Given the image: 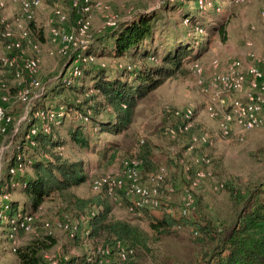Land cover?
I'll list each match as a JSON object with an SVG mask.
<instances>
[{"label": "trees", "instance_id": "trees-1", "mask_svg": "<svg viewBox=\"0 0 264 264\" xmlns=\"http://www.w3.org/2000/svg\"><path fill=\"white\" fill-rule=\"evenodd\" d=\"M45 1L51 4L55 0ZM66 1H69V15L76 19L81 15V11L71 8V0ZM189 1L193 2V6L188 4ZM197 1L166 0L162 8L148 11L136 9L131 18L120 20L113 26H106L93 37L86 50V53L92 54L95 59L78 64L81 71L79 75L68 72L72 62L65 59V69L50 88L46 87L41 98L42 101L36 106H40L43 111H47L51 107L63 106L71 110L72 108L76 109L81 115L88 114V120L85 121L80 117V124L78 123L75 128L68 130L71 140L82 148H88L90 142H95L94 134H85L84 126H82L89 120L99 132H107L113 135L123 132L131 123L134 109L140 99L152 92L153 89L160 87L170 77L184 72L186 63L190 61L186 57L192 54V45L197 42L187 28L180 34L176 28L172 27L173 41L170 47L155 44V31L159 29L162 23H171L164 16V11L176 12V9H179V12L184 16L183 20L186 21L192 31H196L197 28L203 29L202 25L195 24L196 18L202 10ZM203 1L218 5V0ZM55 20L58 22L57 19ZM27 25L32 27L34 25L33 19L29 20ZM219 27L223 36V24H220ZM107 47L111 57L116 61H121L115 68H110L98 61L101 57L100 53L103 51L102 48ZM87 79H90V82L87 83ZM10 92L15 93V87H11ZM71 92L82 95V101H69L67 93ZM19 106L18 109L21 110L22 104L19 103ZM15 111L12 112L13 120L18 115V111ZM176 119L178 123L182 121L181 116L177 115ZM63 120L58 125L46 121L50 128L47 132L42 129L39 118L30 117L28 121L23 122V129L17 137L19 148H13L0 186L3 188L6 185L5 187L10 194L16 193V196L11 197L8 201L11 218L20 212L36 215L45 202H50L56 196L63 197L68 189L86 180L84 161L82 159L70 160L64 157L63 151L59 149L64 144V140L59 134V127L63 124ZM33 125H39V129L34 136L30 137L35 144H30V138H26V133ZM195 132L194 128H190L174 139L177 141L187 140L186 150ZM139 142L140 148L137 156H126L125 158L136 157L140 159V176L142 180L149 181L150 176L157 172L160 166L154 161L153 144H150L148 140L145 142L143 138ZM109 143L106 142L99 148L102 157L115 150V144ZM17 153L26 159H30V163L24 172L12 175L8 172V166L14 163ZM180 154L177 153V156L169 155L166 160L167 164H173L175 168L181 169ZM195 154L204 153L197 151L194 147L191 150V158ZM174 177L172 172L167 175L166 171L161 182L162 188H165L167 184L172 185L174 188L173 198L177 195L182 199L184 188L174 182ZM183 179H185V184L189 183L184 175ZM11 180L15 183L10 184ZM91 190L93 194L90 196L67 198L66 206L69 207L67 211L71 213L69 219L74 218L76 222L73 244L84 246V250H86L81 255H74L69 258L59 257V263L135 264L132 258L140 247L147 246V239L137 227L128 222L121 219H110L112 204L110 195L105 188ZM117 195L122 197L121 202L124 206L129 207L131 205L132 200L123 189H118ZM231 195L234 198L233 207L230 209V219L226 222L218 223L208 217L187 220L185 216L188 211L182 213L183 200L180 202V218H178L166 210L171 207V200L162 198L155 208H164L165 211L162 212L160 218L152 219L149 222V227L159 235H168L174 225H190L194 235H202V237L198 236V239L208 240L209 247L203 248L197 257V261L191 264H264V176L256 179L248 178L244 183L239 182L234 190H231ZM194 196L195 206L196 191H194ZM155 208H134L132 211L146 210L147 213V210ZM191 209L189 210L191 211ZM64 214L67 215L63 213L61 217H64ZM61 217L60 220L63 219ZM47 221L53 223L52 219L34 217L32 226L35 234L11 250L17 264H47L45 255L58 241L53 230L48 233L45 226ZM71 222L70 220V224ZM52 227L54 229L55 225ZM0 228L3 229L6 239L9 241V222L0 219ZM63 230L69 239L68 230ZM21 232L32 233L18 229L16 235ZM100 237H104L102 246L107 245L109 247V254L100 255L92 253L93 250L88 251L90 242H94ZM118 241L132 247L134 253L126 259H121L117 253L116 244Z\"/></svg>", "mask_w": 264, "mask_h": 264}, {"label": "rangeland", "instance_id": "rangeland-1", "mask_svg": "<svg viewBox=\"0 0 264 264\" xmlns=\"http://www.w3.org/2000/svg\"><path fill=\"white\" fill-rule=\"evenodd\" d=\"M64 1L65 4L61 3L62 0L60 2L56 0L50 4L42 0L38 14H34V25L32 27H29V24L27 25L29 39L37 44V49L33 50L31 46L25 44V56L34 55L38 58L39 79L46 83L48 88L57 81V77L65 69L66 59V57L58 55L56 46L49 42V18L53 8H60L68 14L67 21L55 22V25L67 31H73L76 26L75 17L69 15V1ZM101 1L107 5V8L104 10L94 8L92 10L90 14V42L98 32L107 26L108 21L114 20L116 23L120 20L129 19L137 8L146 9V11L157 10L162 8L163 3L166 2V0ZM197 2L202 10H205H201L195 23L203 26L202 31L197 29V32L192 31L186 21L183 20L184 16L179 12V9H176V12L164 11L166 19L173 24L162 23L160 25L154 34L155 44L170 47L173 41L172 27L176 28L180 34L187 28L197 42L193 44L194 46L192 45V54L186 57L190 61L186 63L184 72L170 77L164 84L153 89L152 92H149L138 101L133 112L132 121L127 129L117 135L99 132L97 127L89 120L82 126H84L85 134H94L95 142H90L88 148H82L71 140L68 132V130L75 128L76 124H80L79 113L73 108L68 112L63 124L59 127V134L64 140L62 146L63 156L70 160L82 159L85 163L87 178L81 184L68 189L63 197L56 196L50 202H45L36 217L52 219L54 223L60 221L63 213L70 217L71 213L67 211L69 207H66L67 198L71 196H90L93 194L91 190V180L93 178L107 173H120L123 158L137 156L140 148L139 140L142 138L145 142L148 140L150 144H153L156 164L164 166L167 175L172 172L173 176L175 175L174 182L178 186H182V188L188 186V184H185L183 175L187 179L186 175L190 174V170L194 166L191 165V151H184L187 140L177 141L166 133L167 126L178 123L175 112L187 108L193 110L191 128H194L196 132L200 131L207 134L208 141L210 140L209 143L200 144L195 148L210 158L211 162L208 169L211 170L215 179L224 183L223 189L213 191L209 186L210 181L203 180L199 187L195 189L197 192L196 204L193 205L195 208L192 207L191 211L188 210L185 216L187 220L208 217L218 223L228 221L234 200L231 190H234L236 184L239 182L244 183L248 178L256 179L264 176V126L243 133L233 131L230 135H223L218 127L217 119L210 117L206 110V105L214 98L215 93L220 92V95L226 99V103L230 97L235 95L223 92L213 84L212 79L216 73L230 69L233 59H240L244 64L248 60V52L264 55V0H218V5L211 2L206 3L203 0ZM19 4L20 0H6L3 14L8 20L14 19ZM188 4L193 6L192 1H189ZM220 24H223L224 27L223 36L220 33ZM93 49L95 50V48ZM102 49L98 61L110 68H115L121 61H116L111 57L108 53V47ZM194 63H198L201 67L199 76L192 69ZM9 74L6 75L9 76ZM89 80L87 79L86 82H90ZM15 82L10 76L7 79L8 90L0 88V95L3 93L9 95L7 111L11 115L13 110L18 111V115L13 122L14 125L10 128L6 137L4 136L3 143L0 140V186L7 164L6 158L11 154L24 125L23 122H18L19 117L24 113L23 105L22 109L19 110L20 102L17 100L15 93L10 92V88L14 87ZM67 94L69 101H82V95L79 93L71 92ZM242 94L240 93V95ZM40 101L42 99L38 98L34 102L37 104ZM15 125H18V130L13 129ZM106 142L108 144L113 142L115 150L102 157L99 148ZM177 153H181L179 157V161H182L181 169H177L173 164H167L166 162L169 155L177 156ZM187 166L190 167V170H186ZM14 196H16L15 192L11 194V197ZM173 197V194H171L170 198H166L167 200L170 199L172 203L171 207L166 210L180 218L179 206L182 199L177 195H175V198ZM121 198L119 195L115 198L110 197L112 204L110 219H121L128 222L137 227L139 232L147 239V246L140 247L132 258L135 264H191L197 261V257L203 248L209 247L208 240L198 239L197 237H202V235H194L190 225H174L168 235L155 233L150 229L149 222L152 219L160 218L165 209L155 208L147 210V213L146 210L135 212L124 206ZM70 220L75 222L74 218H70ZM53 231L58 241L47 252L46 259L69 258L74 255H81L86 250H84V246L69 244L66 233L62 228L55 226ZM3 233V229H0V264H13V254L9 252ZM33 234L35 232L19 233V238H30ZM103 243L104 237H100L94 242H90L87 249L91 252L95 247L102 246Z\"/></svg>", "mask_w": 264, "mask_h": 264}, {"label": "built area", "instance_id": "built-area-1", "mask_svg": "<svg viewBox=\"0 0 264 264\" xmlns=\"http://www.w3.org/2000/svg\"><path fill=\"white\" fill-rule=\"evenodd\" d=\"M5 5L6 0H0V88L8 90V75L6 74L10 73L9 76H12V79L16 81L14 84L15 96L23 105L24 113L19 117L18 122L28 121L30 117L39 118L42 129L47 132L50 129L48 122L56 125L60 124L71 109L59 106L43 111L34 102L38 98H42L47 86L39 79L38 58L34 55L25 56L24 45L31 46L33 50L37 49V44L29 39L27 22L34 19L36 9L42 5V0H20L19 8L11 21L3 14ZM70 6L72 9L81 11V15L75 19V29L67 31L55 25V19L58 22L67 21L68 14L60 8H53L49 18V42L56 46L58 55L64 56L66 60L72 62V68L70 67L69 71L74 75H79L81 71L78 64L95 59L92 54L86 53V48L90 43V14L94 8L104 10L107 5L101 0H71ZM115 24L114 20L106 23L107 26ZM197 30L202 31L201 28H197ZM247 59L244 64L240 59H233L230 69L216 73L212 79L213 84L221 91L235 94L232 97L229 96L230 98L228 97L226 103V99L220 95V92L215 93L214 98L206 105L208 115L217 119L218 127L223 135H228L233 131L243 133L264 126V55L248 52ZM192 69L198 76L201 74V67L198 63H194ZM202 89L206 90L205 88ZM240 93L243 94L240 95ZM8 100L9 95L7 93L0 95L1 143H3L4 136L6 137V134L14 125L12 115L7 111ZM175 114L181 116L182 121L166 127V133L171 138H175L192 127V109L187 108L180 112L176 111ZM78 116L85 121L88 120V114H79ZM17 128L18 125H15L13 129L18 130ZM38 129L39 125L30 127L28 133H26V138L34 136ZM209 141L207 134L200 131L195 132L185 151H191L195 146L209 143ZM29 142L35 144L32 138L29 139ZM14 148H19L18 141H16ZM59 149L62 150V146ZM10 155L6 158V162L10 159ZM24 158L20 153H17L14 163L8 166V172L12 175L24 172L30 163V159ZM210 162V158L205 154H195L191 158V165L195 167L190 170V167L187 166L186 169L190 170V174L186 175L189 183L184 188L182 196L184 201L182 213H186L193 207L195 201L194 191L203 180L210 181L209 186L213 191H219L224 187V183L215 179L211 170L208 169ZM140 166V159L136 157L124 158L120 173H107L97 176L91 180V187L93 190L105 188L112 198L117 196L118 189H123L132 200L131 205L128 207L130 210L143 207L155 208L162 198H170L174 188L170 184L162 188L161 182L166 174L164 166H160L158 171L150 176L149 181L142 180L139 172ZM9 183L14 184L15 181L11 180ZM5 186L0 188V219L10 224L8 237L11 250H14L17 245L16 230L22 229L25 232H35L32 221L36 215L20 212L17 216L11 218L8 202L11 194ZM53 223L45 222L48 233L52 232V225H55L68 230L69 239L74 238L76 222L70 224L68 215H65L57 223ZM116 246L121 259H126L134 253L132 247L119 241ZM93 252L96 254H109V247L107 245L97 246ZM47 264H60L59 258H49Z\"/></svg>", "mask_w": 264, "mask_h": 264}, {"label": "crops", "instance_id": "crops-1", "mask_svg": "<svg viewBox=\"0 0 264 264\" xmlns=\"http://www.w3.org/2000/svg\"><path fill=\"white\" fill-rule=\"evenodd\" d=\"M55 1H56V0H55ZM59 2H60V0H59ZM61 3L65 4L66 2H65L64 0H62ZM3 10H4V9H3ZM39 10H40V8L37 9L35 13L38 14ZM137 10H144V9L137 8ZM145 10H146V9H145ZM130 18H131V17H130ZM33 20H34V19H33ZM120 168H121V167H120ZM0 229H1V228H0ZM21 233H23V232H21ZM3 235H4V237H5L6 243L8 244L9 252L12 253V252H11V243H10V241H8V240L6 239V234L3 233ZM27 239H29V238H23V237H20V238H19V233H17V235H16V243H17V244H21V243L25 242ZM68 240H69V244H70V243H71V244L73 243V240H72V239H68ZM12 259H13V264H17L14 255H13V258H12Z\"/></svg>", "mask_w": 264, "mask_h": 264}]
</instances>
